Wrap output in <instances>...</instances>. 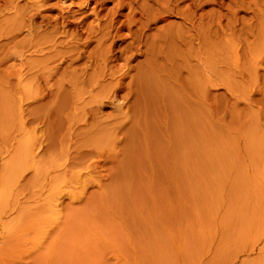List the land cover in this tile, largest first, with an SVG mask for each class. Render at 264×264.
Listing matches in <instances>:
<instances>
[{
	"label": "rangeland",
	"instance_id": "374dc122",
	"mask_svg": "<svg viewBox=\"0 0 264 264\" xmlns=\"http://www.w3.org/2000/svg\"><path fill=\"white\" fill-rule=\"evenodd\" d=\"M174 1L176 5L170 6L181 14V8L191 7L193 18L187 26L192 29L185 31L181 17L173 15L169 19L174 23L168 21L176 30L170 25L167 35L177 36L181 29L188 33L185 35L191 34L190 39L194 38L190 44L186 42L187 48L185 42L178 40L182 42L178 44L177 38L174 44L158 45L160 40L152 35L156 33L153 24L150 28L154 30L144 37L148 43L156 38V48L153 43L145 46L150 53L154 50L153 58L150 53L143 58L137 50L134 59L125 62L118 58L116 64L106 66L118 69L116 73L103 66L104 72L101 61V65L91 61L92 67L96 64L91 69L86 62L84 71L78 70L82 61L76 62L79 67L75 63V68L69 63V68L64 67L65 62L57 69H61L57 71L61 78L55 73L48 79L42 71V75L36 73L53 61L40 62L37 57L38 62L28 52L19 54L17 44L26 31L19 37L16 26L20 14L27 13L24 0H0V264H264V0ZM200 18L206 22H199ZM156 24L160 27L161 22ZM199 30L205 31L204 36ZM115 39L114 51L129 42V38L122 42L121 36ZM92 46L88 50L95 49ZM168 48L171 53L176 50V55ZM161 49L166 58L157 54ZM43 62L49 64L42 67ZM55 63L59 62L52 66ZM50 70L54 73L55 68ZM61 71L65 77L67 72L69 77L77 76L75 81L65 78L72 81L68 84L71 90L65 79L60 80L64 78ZM44 72L48 76V71ZM54 77L65 82V87ZM81 77L87 80L81 82L85 80ZM30 79L34 80L28 82ZM91 82L93 89H89ZM103 86H109V91ZM89 92L103 97H97L103 104ZM110 94L116 95V101ZM82 98L89 105L94 100L93 112L99 108L97 117L86 111L90 106L83 108ZM80 106L92 121L85 120ZM82 151L90 157L85 158ZM89 151L101 156L97 159ZM89 159H97L98 164L88 167ZM34 168L40 169L38 174L45 173L37 177L41 183L32 175ZM44 178L47 181L42 182ZM40 205L46 208L42 212ZM34 206L39 208L35 211Z\"/></svg>",
	"mask_w": 264,
	"mask_h": 264
},
{
	"label": "bare ground",
	"instance_id": "6f19581e",
	"mask_svg": "<svg viewBox=\"0 0 264 264\" xmlns=\"http://www.w3.org/2000/svg\"><path fill=\"white\" fill-rule=\"evenodd\" d=\"M23 1V0H22ZM51 1H53V2H51ZM153 1V0H152ZM157 1V0H156ZM156 1H154V2H156ZM176 1H178V0H176ZM190 1V0H189ZM191 1H193V0H191ZM190 1V2H191ZM195 1V0H194ZM199 1V0H198ZM201 1V0H200ZM24 2H25V4L24 5H26V8H27V10L25 9V7L23 8V9H25V11H27V13L26 14H23V16L20 14V16H19V18H20V21L19 20H17L18 22H19V24H18V26H16L18 29H17V36H19L20 35V33L22 32V31H26V34H24L23 35V37H20V40L18 41V47L21 49L20 50V56H22V55H24L26 52H28V55L29 56H32V55H34V56H36L35 57V59L37 58V57H39L41 60H40V62H42L43 60H45V61H50V63L53 61V63H51V64H49V62H47L48 64H49V67H50V65L52 66V64H54V61L56 62H59V63H55L56 65H53L52 67H48L47 69H45V68H43V70H47L48 71V76H46L47 75V72H44L43 73V70L41 69V67H40V70L39 71H37L38 73H36V74H41L40 73V71H42V74H43V76H45V77H48V79H49V77L51 76V78L53 77V76H55L56 74L55 73H57V71H59V70H61L60 68H59V70H57L58 69V67L60 66V65H62V68H63V63H67V65H64V67L66 66V68H69V66L71 67L72 65H73V68H75V63L77 62V63H79V61H82V62H84L83 63V65L81 64L82 62H80V64L82 65V66H78L77 65V63H76V66H78V67H76V69L78 68V70L80 69L81 71H84V69H86L85 67H86V62H89V65H90V62L91 61H96L95 63H97V65L98 64H100L99 63V61H101V64H102V67H100V65L99 66H97V68L98 67H100V68H102L103 69V66L104 67H106L108 64H112L113 62H114V64H116V62H115V60L117 61V59L118 58H124V60H125V62H126V60L127 59H129L130 57H133L134 55H137V50H139V53H138V55L140 56V54L141 55H143V58H144V55H147V57H148V54L150 53L149 52V43H153L154 44V41L153 40H155V39H153L151 42L149 41V43L147 42V40L146 39H148L147 37H146V39H144V37L145 36H147V31H149L151 28H150V26L151 25H155V30L153 29V26H152V29L154 30V31H156V33H154V34H152L151 32H150V34H152V35H155L156 37H158V41H159V43H158V45L159 44H166L167 43V41H169L170 42V45L173 43L174 44V42H176V38H177V42H178V44H181L182 42H185V44L183 43V45H184V47L186 46V44L188 43V44H190V40L192 39V38H194L193 36H192V38L190 39V35L188 36V35H185V34H188V33H182L181 32V27H179V25H180V23H182L181 25H182V27H184L185 29V31H187L189 28H188V24L190 23V21L192 20L191 18H193V17H190V14H191V10L192 9H190L191 7H188V8H186V9H182L181 8V12H182V14L178 11V10H174L170 5H176V3L177 2H175V4H173L172 3V0H170V1H168V0H164L163 2H162V0L161 1H158L157 3H154V2H152V4L151 5H148V3H146V0H24ZM149 2V1H148ZM181 2V1H180ZM204 3V1L202 2V4ZM22 4V5H23ZM111 4V6L110 7H108L109 5ZM190 4H189V2H188V6H189ZM191 5H193V3H191ZM190 5V6H191ZM195 5H196V3H195ZM199 5H201V4H199ZM19 6V5H18ZM178 6V5H177ZM185 6H187V5H185ZM200 8L201 9V6H198L197 5V8ZM143 8H144V10H143ZM146 8H148V9H150L151 8V11L149 10V12H148V10L146 9ZM178 8V7H177ZM180 8V7H179ZM192 8H194V7H192ZM17 9V8H16ZM22 9V8H21ZM125 10H126V12H125ZM202 10H203V8H202ZM19 11V10H18ZM24 11V10H23ZM25 11L23 12V13H25ZM193 12V11H192ZM202 12V11H201ZM204 12V11H203ZM20 13V12H19ZM202 14V13H201ZM206 14V13H205ZM19 15V14H18ZM173 15H175V16H178V18H180V20L179 21H181L180 23H179V25H178V28H180L181 30H180V32H178L179 34L176 36V35H170L171 34V30H169V32H170V34H168L167 35V31H168V28L170 27V25H173V27L175 26L173 23H174V19L173 18H171V19H173V23L172 22H169L168 20H171V19H169L170 17H172ZM193 15V14H192ZM191 15V16H192ZM16 16V15H15ZM25 16V17H24ZM196 16V15H195ZM205 15H203V17H204ZM17 17V16H16ZM15 17V18H16ZM200 17H202V16H200ZM177 18V17H176ZM206 18V17H205ZM18 19V18H17ZM201 19V20H200ZM199 19V22H201L202 21V19L203 18H200ZM207 20V19H206ZM16 21V20H15ZM194 21V20H193ZM195 21H196V19H195ZM156 22H161V24H160V27H157L156 28ZM196 22H198V21H196ZM202 22H206V21H202ZM162 23H164L163 25H162ZM176 23V22H175ZM14 24V23H13ZM17 24V23H16ZM195 24V23H194ZM199 24V23H198ZM191 25H192V22H191ZM193 26V25H192ZM201 26H202V24H201ZM205 26H207V25H205ZM190 27V26H189ZM196 27V26H195ZM177 28V29H178ZM151 29V30H152ZM172 29V28H171ZM174 29L176 30V26L174 27ZM192 29V27L189 29V30H191ZM201 29V28H200ZM204 29V28H203ZM16 30V29H15ZM41 30V31H40ZM124 30H127V32H126V34L124 33H122V31L124 32ZM175 30H173V31H175ZM189 30H188V32H189ZM153 31V32H154ZM183 31V30H182ZM199 31H201L202 32V35H203V31L202 30H199ZM201 32H199L200 34H201ZM204 33H205V31H204ZM15 34V33H14ZM148 34H149V32H148ZM173 34V33H172ZM174 34H177V33H175L174 32ZM124 35V36H123ZM194 35V34H193ZM22 36V35H21ZM121 36V39H123V41L122 42H124V41H126L127 42V40H126V38H129L128 40H129V42L127 43V45H126V43H125V45L126 46H123V47H121V45H118V47H116L117 48V50H116V48H115V51H114V46H115V43H117L116 42V40L117 39H115V38H117V37H120ZM122 36H123V38H122ZM170 36H172L171 38H169ZM196 36V35H195ZM198 36V35H197ZM200 36V35H199ZM198 36V37H199ZM204 36V35H203ZM206 36V35H205ZM149 37V36H148ZM153 38H154V36H152ZM152 37H151V39H152ZM163 37V38H162ZM197 37V38H198ZM201 37V36H200ZM169 40H168V39ZM196 38V37H195ZM202 38V37H201ZM204 38V37H203ZM16 39H17V37H16ZM150 39V40H151ZM200 39V38H199ZM18 40V39H17ZM182 41L181 43L179 42V41ZM185 40V41H184ZM201 40H203V39H201ZM193 41V40H192ZM156 42V41H155ZM187 42V43H186ZM202 42V41H201ZM13 43H15V41L13 42ZM123 44V43H122ZM152 44V46L154 47L155 46V44L157 45V42L153 45ZM169 44V43H168ZM176 45H177V43H175ZM188 44H187V46H188ZM192 44V43H191ZM92 45H94V46H92ZM169 45V46H170ZM175 45V46H176ZM182 45V46H183ZM90 46H92V47H94L95 49H89L88 50V48H90ZM140 46L141 47H143V48H145V46H148L147 47V49L145 48L144 50H141L142 48H140ZM175 46H174V49H176L175 48ZM187 46H186V48H187ZM190 46V45H189ZM17 47V48H18ZM91 47V48H92ZM153 47H151V45H150V49L151 48H153ZM159 47V46H158ZM160 47H165V45L164 46H160ZM170 47H172V49H173V45L172 46H170ZM24 48H27V49H24ZM154 48H156V47H154ZM191 48V47H190ZM163 49V48H162ZM162 49H161V52L159 53H157V54H161L162 53V56H165V58H166V55H164L163 54V51H162ZM169 50H170V48H168ZM167 49V50H168ZM19 50V49H18ZM31 50V51H30ZM119 50V51H118ZM136 50V51H135ZM167 50H165L164 52H167ZM177 50V49H176ZM176 50H174L175 52L174 53H177V52H179L180 51V46H179V50L176 52ZM187 50V49H186ZM151 51V50H150ZM171 51L172 50H170V54L172 55V53H171ZM182 51H184V53H185V50L183 49ZM188 52H189V48H188V50H187ZM137 52V53H136ZM169 52V51H168ZM17 53H18V51H17ZM173 53V54H174ZM183 53V52H182ZM182 53H180V54H182ZM168 54V53H167ZM170 54H168V57H169V55ZM185 54H187V53H185ZM189 54V53H188ZM137 55V56H138ZM150 55V57L151 58H153V56L155 55V52H154V50L149 54ZM174 55H176V54H174ZM179 55V54H178ZM177 55V56H178ZM183 55V54H182ZM156 56H158V55H156ZM180 57H182L181 55H179ZM33 57V56H32ZM135 57V56H134ZM134 57H133V59H134ZM142 57V56H141ZM146 56H145V58H147ZM174 57V56H173ZM172 57V58H173ZM176 57V56H175ZM179 57V58H180ZM184 57H185V55H184ZM188 57V56H187ZM29 58V57H28ZM162 59H163V57H161ZM178 58V57H177ZM189 58V57H188ZM26 59V58H25ZM121 59V60H122ZM131 59V58H130ZM142 59V58H141ZM147 59H149V58H147ZM155 59H159L160 60V57L159 58H155ZM169 60H171V57L170 58H168ZM187 59V58H186ZM190 59V58H189ZM20 60V59H19ZM33 60H34V57H33ZM37 60H38V62H39V59L37 58ZM164 60L165 59H163V62H164ZM167 60V59H166ZM174 60V59H173ZM35 61V60H34ZM129 61V60H128ZM149 61H150V59H149ZM154 63L155 62H157L156 60L154 61V60H152ZM152 61H150V62H152ZM168 61V60H167ZM183 61V60H182ZM185 61V60H184ZM189 61V60H188ZM37 62V61H36ZM142 62V61H141ZM147 62V61H146ZM145 62V63H146ZM152 62V63H153ZM170 62V61H169ZM65 63V64H66ZM70 65H69V64ZM92 63V62H91ZM148 63V62H147ZM146 63V64H147ZM167 63V62H166ZM175 63V62H174ZM44 64H46L45 62H43V66L42 67H44ZM48 64H46V65H48ZM94 64V63H93ZM120 64V63H119ZM122 64V63H121ZM120 64V65H121ZM123 64H125V63H123ZM138 64V63H137ZM136 64V65H137ZM161 64V63H160ZM165 64V63H164ZM163 64V65H164ZM173 64V63H172ZM177 64V63H176ZM176 64H175V66H176ZM186 64V63H185ZM40 65V64H39ZM69 65V66H68ZM84 65H85V67H84ZM153 65V64H152ZM162 65V64H161ZM162 65V66H163ZM168 65V64H167ZM95 66H96V64L93 66L94 68H95ZM129 66V65H128ZM141 66V65H140ZM144 66V65H143ZM170 66H171V64H170ZM61 67V66H60ZM88 67V66H87ZM90 67H92L91 65L88 67V69L90 68ZM92 67V68H93ZM110 67V66H109ZM113 67V66H112ZM146 67V66H145ZM152 67V66H151ZM158 67H159V65H158ZM166 66H164V68H165ZM179 67V66H178ZM34 68V67H33ZM36 68H37V66H36ZM35 68V69H36ZM54 68H55V70H54ZM66 68H64V69H66ZM107 68V70L109 71V69H111V68H109L108 69V67H106ZM137 68V67H136ZM135 68V69H136ZM147 68H149L148 67V65H147ZM167 68V67H166ZM165 68V69H166ZM177 68V67H176ZM50 69H53L54 70V73H53V71L52 70H50ZM63 69V70H64ZM71 69V68H70ZM88 69H87V71H86V74L88 73ZM91 69V68H90ZM113 69V68H112ZM112 69L110 70L111 72H112ZM117 69V68H116ZM169 69H170V67H169ZM182 69V68H181ZM77 70V71H78ZM95 70L96 69H93L92 71L93 72H95ZM113 70H115V69H113ZM129 70H130V68H129ZM137 70L139 71L140 69H138L137 68ZM142 70V69H141ZM148 70V69H147ZM146 70V71H147ZM178 70H179V68H178ZM19 71V70H18ZM67 71V70H66ZM73 72V71H71V70H68V72ZM75 71V70H74ZM102 71V70H101ZM103 71H104V69H103ZM106 71V70H105ZM104 71V72H105ZM116 71L118 72V69L117 70H115V73H116ZM121 71H123V67H122V69L120 70V72ZM144 71H145V68H144ZM145 71V72H146ZM167 71H168V68H167ZM60 72V71H59ZM62 72V71H61ZM68 72H67V74H68ZM69 72V73H70ZM76 72V71H75ZM97 72H99L98 70L96 71V73ZM103 72V73H104ZM107 72V71H106ZM111 72L109 73H107L108 75L109 74H111ZM136 72V71H135ZM145 72L143 73V74H145ZM168 72H171V71H168ZM46 73V75H44ZM80 74H81V72H79ZM90 74H92V82L94 83V77H93V73H91V71L89 72ZM95 73V74H96ZM103 73L102 74H100L101 76L103 75ZM114 73V72H113ZM112 73V74H113ZM114 73V74H115ZM125 73H126V71H125ZM129 73V72H128ZM147 73H149V70H148V72ZM152 73V72H151ZM33 74V73H32ZM41 74V75H42ZM58 74V73H57ZM61 74H63L64 75V73L62 72ZM66 74V73H65ZM67 74H66V77H65V75H64V78H62V79H60L61 81L62 80H64L65 78H67V77H69V76H67ZM76 74V73H75ZM79 74V75H80ZM83 74V73H82ZM81 74V75H82ZM85 74V73H84ZM98 74V73H97ZM105 75H106V73H104ZM111 74V75H112ZM119 74V73H118ZM124 74V73H123ZM127 74V73H126ZM125 74V75H126ZM133 74V73H132ZM136 74V73H135ZM134 74V75H135ZM157 74V73H156ZM178 74V73H177ZM22 75V74H21ZM59 76H60V73L58 74ZM70 75V74H69ZM71 75H73V76H76V75H74V74H71ZM79 75H78V77H79ZM89 75V74H88ZM99 75V74H98ZM111 75H109V76H111ZM116 75V74H115ZM153 75V74H152ZM158 75V74H157ZM156 75V76H157ZM40 76V75H39ZM38 76V78H40ZM97 76V75H96ZM124 76V75H123ZM132 76V75H131ZM137 76H138V74H137ZM143 76V75H142ZM141 76V77H142ZM32 77H34V76H32ZM35 77H37V76H35ZM58 77V76H57ZM84 77H85V75H84ZM84 77H81V78H84ZM104 77H106V76H104ZM124 77H127V75L126 76H124ZM140 77V78H141ZM147 77V76H146ZM153 77V76H152ZM54 78H56V77H54ZM54 78L52 79L53 81H55V80H57V78L54 80ZM59 78H61V76L59 77ZM70 79H68V80H76V78H77V76L76 77H74V78H72V76H70L69 77ZM72 78V79H71ZM87 78V77H86ZM99 78V76H97V79ZM120 78V77H119ZM122 78V77H121ZM127 78H129V77H127ZM137 78V77H136ZM151 78V77H150ZM154 78V77H153ZM158 78V77H157ZM157 78H155V80L157 79ZM28 79H29V77H28ZM46 79L47 78H45V81H46ZM67 79H65L64 81L66 82V81H68ZM78 79V78H77ZM85 79V78H84ZM97 79H95L96 80V83H99L100 81L102 82V80H100L101 79V77L99 78V80H97ZM103 79V78H102ZM122 79H124V78H122ZM121 79V80H122ZM152 79V78H151ZM31 80H34V79H30V81L28 80V82H31ZM38 80V79H37ZM43 80V79H42ZM60 80H57V81H59V82H61ZM79 80H81V79H79ZM79 80H77L76 82H77V86L79 85L80 86V88L82 87V89H83V86L81 85V84H78V81ZM87 79H85V80H82L81 82H83V81H86ZM88 80H90V78H88ZM104 80V79H103ZM121 80H120V84L122 83L121 82ZM131 80V79H130ZM138 80V79H137ZM140 80V79H139ZM142 80V79H141ZM146 80V79H145ZM154 80V79H153ZM44 81V82H45ZM56 81V82H57ZM73 81V82H74ZM105 81V80H104ZM114 81H116V80H114ZM113 81V82H114ZM119 81V80H118ZM123 81V80H122ZM128 81H129V79H128ZM127 81V82H128ZM136 81V80H135ZM144 81V80H143ZM142 81V82H143ZM149 81H150V79H149ZM24 82V81H23ZM49 82V81H48ZM55 82V84H57ZM64 82V84H63V82H61V84H62V86L63 85H65L66 83H67V85L69 84L70 85V83H72V81L69 83V82H66L65 83ZM76 82H75V84H76ZM81 82H79V83H81ZM92 82H91V87H89V86H87V88L89 87V89L91 88V89H93L92 88V86H93V84H92ZM100 82V83H101ZM112 82V83H113ZM126 82V84L128 85L129 83H127ZM141 82V81H140ZM145 82H147V80L145 81ZM144 82V83H145ZM153 82V81H152ZM152 82H150V83H152ZM158 82H159V80H158ZM38 83V82H37ZM43 83V82H42ZM50 83H51V81H50ZM87 83V82H86ZM95 83V84H96ZM104 83V82H103ZM102 83V84H103ZM106 84L108 83L107 81L105 82ZM104 83V84H105ZM119 83H117V87H119L118 86V84ZM137 83H139V82H137ZM144 83H141V85H140V87H142V84H144ZM150 83H148V84H150ZM45 84H46V82H45ZM75 84H72V85H75ZM85 84V83H84ZM83 84V85H84ZM87 84H89V83H87ZM94 84V86H97V85H95ZM102 84H99L98 85V87L100 86V85H102ZM103 84V85H104ZM114 84H115V82H114ZM114 84H111V87H112V85L113 86H115ZM123 84V83H122ZM131 84V83H130ZM148 84H145V85H148ZM153 84H155L154 82H153ZM26 85V84H25ZM39 85H40V83H39ZM54 84H52L51 86H53ZM68 85V87H69V89L71 90V88L70 87H72V86H69ZM107 85H109V84H107ZM107 85H105V86H107ZM125 85V84H124ZM126 85V86H127ZM29 86V85H28ZM46 87H47V85H45ZM56 86V85H55ZM58 86V88H56L57 90L59 89V91H60V93H61V90L63 89V88H61L60 89V85H57ZM105 86H103L102 88L103 89H105L106 87ZM139 86V85H138ZM156 87L158 86L157 84L155 85ZM160 86V85H159ZM35 87H36V85H35ZM63 87H65V86H63ZM75 88H74V91H75V89L77 88L76 87V85L74 86ZM98 87H96L97 89H98ZM109 87V86H108ZM106 88V89H108V91H109V88ZM133 87V86H132ZM146 87V86H145ZM149 87V86H148ZM153 87V86H152ZM26 88H27V86H26ZM36 88H38V85H37V87ZM43 88V87H42ZM48 88V87H47ZM49 88H50V86H49ZM53 88H55L54 86H53ZM67 88V87H66ZM66 88H65V91H67L68 90V88H67V90H66ZM84 88H85V86H84ZM101 88V87H100ZM99 88V89H100ZM144 88V87H143ZM147 88V87H146ZM151 88V87H150ZM155 88V87H154ZM158 88H160V87H158ZM28 89H29V87H28ZM78 89V88H77ZM76 89V91H75V93L77 92V94H80L81 93V91H80V89H79V91H80V93H78L79 91ZM89 89L88 90H86V88L84 89V90H86L87 92L89 91ZM98 89V90H99ZM105 89V90H106ZM111 90L113 89V88H110ZM131 89V88H130ZM133 89V88H132ZM136 89H138V88H136ZM139 89H141V88H139ZM152 89V88H151ZM25 90H27V89H25ZM34 90H35V88H34ZM45 90V89H44ZM84 90H82V92L84 91ZM94 90H95V88H94ZM98 90H96V93L97 92H99ZM101 90V89H100ZM104 90V91H105ZM114 91H113V93L115 92V90H116V86H115V89H113ZM118 90V92H120L119 91V89H117ZM126 90V89H125ZM128 90V89H127ZM146 90H149L148 88L146 89ZM154 90V89H153ZM156 90V89H155ZM29 91V90H28ZM46 91V90H45ZM44 91V92H45ZM49 91H52V89L51 90H49ZM63 91V90H62ZM73 91V90H72ZM73 91V92H74ZM86 91H84L83 92V94L84 93H87ZM103 91V90H102ZM151 91V90H150ZM171 92H172V90H170ZM40 92H41V90H40ZM69 92V91H68ZM71 92V91H70ZM91 92H93L92 90H91ZM91 92H89V93H91ZM137 92V91H136ZM136 92H134V93H136ZM141 92V91H140ZM29 93V92H28ZM59 93V92H58ZM59 93V94H60ZM63 93H64V91H63ZM88 93V94H89ZM103 93H105V92H103ZM108 92H106V94H107ZM111 93V92H110ZM116 93V92H115ZM126 93V92H125ZM130 93H132V92H130ZM143 93V92H142ZM49 94H51V92L49 93ZM65 94V93H64ZM68 94H70V93H68ZM68 94H67V96H66V98L68 97ZM82 94V95H83ZM91 94H93V96L94 97H99L100 95H98L97 94V96H96V94L95 93H91ZM91 94H89V96H90V98L92 99V98H94V97H92V95ZM95 94V95H94ZM101 94V93H100ZM112 94V93H111ZM110 94V96H112V97H114V99H115V101H116V98H115V94H113V95H111ZM127 94V93H126ZM137 94V93H136ZM104 95V94H103ZM109 95V94H108ZM115 95V96H114ZM119 95V94H118ZM128 95H130V94H128ZM73 96H74V94H73ZM80 96V95H79ZM85 96V95H84ZM107 96V95H106ZM123 96V95H122ZM133 96V95H132ZM101 97V96H100ZM99 97V98H100ZM108 97V96H107ZM136 97V96H135ZM99 98H97V100L99 99ZM104 98L105 99H107L105 96H104ZM118 98V97H117ZM121 98V97H120ZM83 99V98H82ZM91 99H89V101L91 100ZM95 99V98H94ZM101 99V98H100ZM100 99H99V102H101L100 101ZM102 99H103V97H102ZM101 99V100H102ZM110 100L109 101H112L111 100V97L109 98ZM122 99H123V97H122ZM127 99V98H126ZM73 100V99H72ZM134 100V99H133ZM80 101V100H79ZM95 101H96V99H95ZM126 101V100H125ZM169 101H170V99H169ZM69 102V101H68ZM87 102V101H86ZM86 102H85V99H83V103H85L84 104V107L83 108H85L86 107V109H87V107H89L90 106V109L91 110H89V108L86 110V111H88V112H92V113H94V115L93 116H95V117H97L95 114H99V113H96L97 112V110L99 109L98 107H96V108H98L95 112H93L94 111V107H92L93 105V103H94V100H93V103H90L91 105H89V103L87 102V105L88 106H86ZM92 102V101H91ZM98 102V105L100 104ZM74 103H76V102H74ZM78 103V102H77ZM80 103H81V101H80ZM95 103H97V101L95 102ZM116 103V102H115ZM118 103V102H117ZM186 103V102H185ZM63 104H64V102H63ZM101 104H103V101L101 102ZM100 104V105H101ZM68 105V104H67ZM80 105V104H79ZM79 105H77V106H79ZM187 105V104H186ZM72 106V105H71ZM75 106V105H74ZM83 106V105H82ZM94 106H97L96 104L94 105ZM120 106V105H119ZM118 106V107H119ZM123 106V105H122ZM135 106V105H134ZM78 108V107H77ZM81 108V109H80ZM80 110H82L83 108L80 106ZM134 108V107H133ZM140 108V107H139ZM76 109V108H75ZM101 109V108H100ZM77 110V109H76ZM85 109H83L82 111H84ZM133 110V109H132ZM135 110V109H134ZM138 110V109H137ZM79 111V110H78ZM82 111H80V112H82ZM85 112V111H84ZM84 112H82V114L81 115H83V113ZM87 112V113H88ZM117 112H118V109H117ZM70 113V112H69ZM68 113V114H69ZM71 113H74V111L72 112L71 111ZM70 113V114H71ZM79 113V112H78ZM77 113V116L79 115ZM86 113V112H85ZM84 113V114H85ZM86 113V115H88ZM134 113H136V112H134ZM91 114V113H90ZM120 114V113H119ZM176 114V113H175ZM181 114V113H180ZM185 114V113H184ZM184 114H183V116H184ZM71 115H74L75 117H73V116H71ZM70 116H71V118L73 117V118H76V114H71ZM86 115H84V117H86L85 118V120H87V119H90V118H92V119H90L91 121L93 120V117H89V115H88V117L89 118H87V116ZM92 115H90V116H92ZM121 116H122V114H121ZM120 116V117H121ZM68 117V116H67ZM100 117V116H99ZM98 117V118H99ZM178 117V116H177ZM180 117H182L181 115H180ZM79 118H81V116L79 117L78 116V119ZM97 118V119H98ZM117 118H119V117H117ZM66 119V118H65ZM83 118H81V119H79V121L80 120H82ZM177 119V118H176ZM181 119V118H180ZM67 120V119H66ZM73 120V119H72ZM77 120V119H76ZM95 121H96V119H94ZM182 120V119H181ZM33 121V120H32ZM31 121V122H32ZM65 121V120H64ZM78 121V122H79ZM90 121V122H91ZM94 121V122H95ZM118 121V120H117ZM61 122H62V120H61ZM73 123H74V120L72 121ZM115 122V121H114ZM180 122V121H179ZM92 123V122H91ZM97 123V122H96ZM96 123L94 124V125H96ZM123 123V122H122ZM38 125V124H37ZM73 125V124H72ZM85 125V124H84ZM115 125V124H114ZM123 125V124H122ZM33 126V125H32ZM66 126V125H65ZM103 126V125H102ZM101 126V127H102ZM91 127V126H90ZM94 127V126H93ZM114 127V126H113ZM67 128V127H66ZM85 128V127H84ZM83 128V129H84ZM34 129V128H33ZM58 129V128H57ZM72 129V127L70 128V130ZM82 129V130H83ZM103 129V128H102ZM65 130V129H64ZM64 130H62V131H64ZM76 130H78V128L76 129ZM80 130V129H79ZM107 130V129H106ZM130 130V129H129ZM128 130V131H129ZM104 131H105V129H104ZM60 132V131H59ZM67 132V131H66ZM66 132H65V134H66ZM94 132V131H93ZM130 132V131H129ZM133 132V131H132ZM78 133V132H77ZM104 133H107V132H104ZM56 134V133H55ZM59 134V133H58ZM61 134V133H60ZM75 134V133H74ZM107 134H109V133H107ZM66 135H69V133L68 134H66ZM61 136V135H60ZM99 136V135H98ZM101 136H102V134H101ZM105 137H107V135L105 136ZM62 138V137H61ZM64 138V137H63ZM74 138V137H73ZM101 138V137H100ZM105 139H107V138H105ZM108 139H109V136H108ZM68 140V139H67ZM66 140V143L67 142H69V141H67ZM36 142H38V141H36ZM98 142V141H97ZM103 144H104V142L103 141H101ZM106 142V141H105ZM107 143H108V141H107ZM110 143V142H109ZM64 144H65V142H64ZM97 145H99V146H101V143L100 144H97ZM20 148V147H19ZM63 148V147H62ZM78 150V149H77ZM33 151V150H32ZM70 151V150H69ZM79 151V150H78ZM92 151V150H91ZM36 152V151H35ZM83 152V151H82ZM86 152V151H85ZM85 152H83V155L85 154ZM90 152V151H89ZM87 153V152H86ZM60 154V153H59ZM74 154H76V153H74ZM82 154V153H81ZM92 155V156H94L95 158H99L98 157V155L100 154H98V155H96L94 152H90L89 153V155ZM20 155V154H19ZM34 155V154H33ZM65 155V154H64ZM71 155H73V154H71ZM88 155V154H87ZM21 156V155H20ZM19 156V157H20ZM82 156V155H81ZM85 156H86V154H85ZM99 156H101V155H99ZM33 157V156H32ZM35 157V156H34ZM34 157H33V161H35L34 160ZM77 157V156H76ZM74 158V159H77V158ZM79 158H80V155L78 156ZM83 157V156H82ZM88 157H90V156H86L85 158H88ZM103 157V156H102ZM78 158V159H79ZM92 158V157H91ZM37 159H39V158H37ZM71 159V158H70ZM73 159V158H72ZM81 159V158H80ZM97 159H95V162L94 161H91L90 159V163H88V167H93V166H91L90 164H96L97 162H98V160ZM85 160V159H84ZM89 160H88V162H89ZM93 160H94V158H93ZM65 161V160H64ZM76 161V160H75ZM81 161V160H80ZM86 161H87V159H86ZM42 162H43V160H42ZM66 162V161H65ZM85 162V161H84ZM105 162V161H104ZM103 162V163H104ZM34 163V162H33ZM40 163V162H39ZM100 163V162H99ZM79 164H81V163H79ZM84 164V163H83ZM92 164V165H93ZM98 164V163H97ZM38 165V164H37ZM104 165V164H103ZM39 166V165H38ZM54 166V165H53ZM56 166V165H55ZM54 166V167H55ZM61 166V165H60ZM71 166H74V165H71ZM84 166V165H83ZM95 166V165H94ZM68 167V166H67ZM85 167V166H84ZM96 167V166H95ZM94 168V167H93ZM100 168V167H99ZM35 169V168H34ZM49 169V168H48ZM22 170V169H21ZM20 170V171H21ZM41 170L43 171V169L41 168ZM45 170H46V168H45ZM64 170V169H63ZM68 170V169H67ZM101 170V169H100ZM26 171V170H25ZM34 172H33V176H35V178H37L38 176H42V174L44 173H40L41 171H40V169L38 170V171H40L39 173L40 174H38V171H37V169H35V170H33ZM23 172H24V170H23ZM62 172V171H61ZM17 174V173H16ZM31 175V174H30ZM32 175L31 176H29L30 178L32 177ZM43 175H45V173L43 174ZM60 176H61V173L59 174ZM58 176V175H57ZM59 176V177H60ZM16 177H17V175H16ZM15 178V177H14ZM38 178H40V177H38ZM37 178V179H38ZM42 178V177H41ZM18 179V178H17ZM28 179L29 178H27V182H28ZM31 179H33V178H31ZM14 180H16V179H14ZM24 180V179H23ZM39 180V179H38ZM53 180H54V177H53ZM64 180V179H63ZM67 180V179H66ZM22 181V180H21ZM45 181H47V180H45V178H44V181H42V182H45ZM56 183H57V178H56ZM16 182V181H15ZM27 182H26V184H27ZM33 182V180L31 181V183ZM39 182H40V180H39ZM22 183V182H21ZM41 183V182H40ZM55 183V182H54ZM59 183V182H58ZM57 183V184H58ZM73 183H75V182H73ZM25 184V183H24ZM33 184V183H32ZM35 184V186H36V182L34 183ZM33 184V185H34ZM68 184V183H67ZM21 185V184H20ZM59 185V184H58ZM23 186H26V185H23ZM23 186L21 187L22 189H23ZM29 186V185H28ZM35 186H33V187H35ZM20 187V186H19ZM32 187V188H33ZM21 190V189H20ZM23 191H24V189H23ZM48 192V191H47ZM46 192V193H47ZM20 193H21V191H20ZM36 194V193H35ZM32 195H34V194H32ZM38 195V194H37ZM36 195V196H37ZM57 195V194H56ZM54 196H55V194H54ZM51 197V196H50ZM57 197V196H56ZM29 198V197H28ZM33 199V198H32ZM37 200V199H36ZM54 200V199H53ZM1 201V200H0ZM5 201V200H4ZM15 201H17V200H15ZM2 202H3V200H2ZM8 203V202H7ZM14 203V202H13ZM15 204V203H14ZM38 204V203H37ZM50 204V203H49ZM1 205V204H0ZM6 205V204H5ZM27 205V204H26ZM31 205V204H30ZM46 205V204H45ZM48 205V204H47ZM32 206V205H31ZM41 206V205H40ZM52 206V205H51ZM6 207H8V206H6ZM24 207V206H23ZM35 207V206H34ZM41 207H43V206H41ZM40 207V211L42 212L43 210H41V209H46V208H41ZM49 207V206H48ZM53 207V206H52ZM29 208V207H28ZM39 208V207H38ZM37 207H35L34 208V210L36 211V209H38ZM0 209H2V208H0ZM15 209V208H14ZM21 209V208H20ZM23 209V208H22ZM33 210V211H34ZM0 211H2V210H0ZM30 211V210H29ZM49 211V210H48ZM47 211V212H48ZM26 212V211H25ZM32 212V211H31ZM39 212V211H38ZM47 212H45L46 214H47ZM44 213V212H43ZM35 214V213H34ZM7 215V214H6ZM17 215V214H16ZM42 215V214H41ZM20 217H21V215H19ZM30 216H31V214H30ZM29 215H26V217L28 218V217H30ZM37 216H39V215H37ZM43 216V215H42ZM20 217H17V218H20ZM25 216H23V218H24ZM35 217V216H34ZM22 218V217H21ZM21 218H20V221H25V220H21ZM26 218V219H27ZM44 218V217H43ZM25 219V218H24ZM30 219V218H29ZM28 219V220H29ZM45 219V218H44ZM10 220H12L11 218H10ZM40 220H42V219H40ZM10 222V221H9ZM20 223V222H19ZM35 224V223H34ZM41 224H43V223H41ZM48 224V223H47ZM46 224V225H47ZM30 225V224H29ZM39 225V224H38ZM37 225V226H38ZM39 227V226H38ZM43 227V226H42ZM42 227H40V228H42ZM28 228V227H27ZM35 228V227H34ZM33 228V229H34ZM25 230V229H24ZM28 230V229H27ZM40 230V229H39ZM29 231V230H28ZM37 231V230H36ZM41 231V230H40ZM25 232V231H24ZM24 232H21V233H23L24 234ZM41 232H43V230L41 231ZM20 233V234H21ZM26 233H28V232H26ZM18 237H19V235H17ZM16 236V237H17ZM21 237V236H20ZM9 241H11V240H9ZM15 241V240H14ZM20 241V240H19ZM7 243H8V241H7ZM21 245V244H20ZM26 245V244H25ZM24 245V246H25Z\"/></svg>",
	"mask_w": 264,
	"mask_h": 264
}]
</instances>
